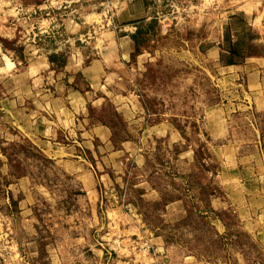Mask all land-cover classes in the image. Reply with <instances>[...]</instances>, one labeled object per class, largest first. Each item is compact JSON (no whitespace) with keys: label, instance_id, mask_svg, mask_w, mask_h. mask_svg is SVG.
<instances>
[{"label":"rangeland","instance_id":"1","mask_svg":"<svg viewBox=\"0 0 264 264\" xmlns=\"http://www.w3.org/2000/svg\"><path fill=\"white\" fill-rule=\"evenodd\" d=\"M4 3L51 5L35 14L23 10L26 22L13 20L0 29L5 54L13 58L27 57L23 43L32 36L34 18L53 26L52 38L38 43L51 53L62 46L64 53L91 51L101 32L118 30L110 0H0V6ZM147 6L149 19L136 46L143 58L111 68L105 88L86 86L77 74L59 80L39 63L27 68L37 82L31 84L32 101L27 90L19 95L25 114L47 119L56 144L81 152L76 166L91 174L98 200L90 209L79 174L52 168L28 139L10 140L3 131H13L12 121L3 123L0 264H62L63 253L47 252L45 245L74 241L76 230L103 249L96 244L97 250L78 252L81 258L73 264H139L120 252L123 244L112 248L104 239L129 225L141 235L128 238L144 244L137 249L152 258L144 264H264V0H148ZM84 18L78 33L63 24ZM224 34L251 42L250 57L225 67L215 51L207 54L209 48L219 54ZM58 83L64 90L56 89L55 96L63 94L64 101L55 98L46 115L41 91ZM139 103L147 119L142 112L131 119ZM10 118L15 119L13 113ZM103 129L112 132V143L104 141ZM100 136L101 142L95 138ZM89 142L95 153L83 149ZM105 173L109 182L100 179ZM22 174L37 183L32 224L20 220L16 203L5 202L7 183ZM29 228L35 230L32 238L24 231ZM30 239L33 249L19 255L15 242ZM48 255L56 257L47 261Z\"/></svg>","mask_w":264,"mask_h":264},{"label":"crops","instance_id":"2","mask_svg":"<svg viewBox=\"0 0 264 264\" xmlns=\"http://www.w3.org/2000/svg\"><path fill=\"white\" fill-rule=\"evenodd\" d=\"M147 1L148 0H110L112 6L115 9V21L117 23L118 30H107L101 32L99 36H97L94 41L91 42V51L87 50V52H75L73 50L71 52L64 53V46H62L63 48H55L52 53L42 50V48L38 46L39 41H41L42 38H52L50 37V34H52L53 26L47 19L39 20L38 18H34L33 21H30V27L34 31L32 32V36L29 35V37L24 40L25 42L28 41V43H23V50L27 52V57H23V55H21L19 57L15 56L13 58L9 57V55H6L5 53H7L8 50L4 48V41L0 39V126L5 122L9 123L10 121H12L13 124L12 132L10 130H6L7 132L3 131V133L5 135L7 134L8 138L13 141L19 140L20 138L28 139L32 145L40 149V151L47 159L52 161L50 164L52 168L55 166L57 169L61 170L64 173L73 172L79 174V176H81L79 179H83V182L80 181L81 187L86 193H88L90 209L96 207L98 193L91 174L88 175L86 170H81L76 166L77 161L81 160V152L75 151L76 149H74V147L71 149V146L67 144H56L54 142L55 130L52 127L51 122H48L47 119H45L44 121L35 120L33 119L34 115L32 114L26 115V109L23 108L25 107L23 104L24 100L19 95L24 90H27L30 93V96H28L30 98L29 100H31L32 94L34 92V88L31 84H33V82H37V78L35 76V73V75L29 74L27 72V68L33 65L35 66V64L37 63H39L43 67V69L41 70H48V73H50L51 75L58 74L59 76H57V78L59 80H61L60 77H70L71 79H73V77L77 74L79 77L81 76L83 78V82L86 86H88L89 84L94 85L96 90L105 88V83H103V80L104 78L112 75L111 68H115L121 63L127 64L128 62H135V60L143 58L144 56L143 50L135 52V41L133 40V36L141 30L142 26L149 19L147 18ZM46 7L51 8V5L46 3L44 6H40L37 4H28L25 6H21L20 4L16 3H14L13 5H6L4 3L3 6H0V29H6V23L13 20H16V22L18 23L20 22L21 25L22 22H26L25 20L21 21V14H25V12H28L30 10H33V13L35 14L38 9ZM23 10H25L24 13L22 12ZM99 18L101 20V17ZM16 22L15 24L17 25ZM63 24L65 25V28H70V32L78 33L81 31V28L85 26L86 20L84 18L79 23L73 22L71 20H65ZM31 48L33 49L32 51ZM214 51L218 57L217 51L213 48L207 49V54ZM146 56L149 55L146 54ZM22 61H26L23 67L21 65L19 66L20 63L22 64ZM83 61H87V64L84 66H82ZM234 66L235 65L225 67ZM35 69L37 71V68ZM55 86L56 88L51 85L50 87L44 88L41 91V97L43 99V105L45 107L46 115H48V106H53L55 98L57 99L55 102L64 101V98L62 96L63 94L55 96V92H57V90L63 92L64 89L60 87V83L55 84ZM95 100H97V98L93 99V101ZM137 106L138 114L137 116L132 115L131 119H139V114H141V112L143 113V115H140L142 119H147V116L144 112L145 110H143V106H141L140 103ZM117 107L123 108L121 106ZM116 108L114 109V111L116 114H118L116 112L118 109ZM12 113L15 119L10 118V115ZM15 128H17L18 130H16ZM103 132L105 133H103L104 141L107 144H110V142L112 143V132H110V130L104 129ZM173 135L176 136V134L174 133ZM95 138L98 141L100 140L101 142V136ZM3 139L6 140V137H4ZM125 141L127 142L128 140L126 139L122 142L125 143ZM82 145H84L83 149H85L87 153H95V147L92 142L82 143ZM77 146L80 147L78 144ZM126 148L132 149L133 146L127 144ZM118 151L119 150L115 152L113 151V149H111L112 154L115 155H119ZM121 153L122 155H124L125 150ZM1 156L2 154L0 153V172L4 165L2 164ZM2 176L4 175L0 174V184L2 182ZM100 179L103 182H109V178L106 173L100 174ZM34 182L35 181L29 174L15 176L13 175L11 181L7 183V189H5V194H9L8 196H5L6 205L9 207L10 203H16V208L19 211L17 214L20 220L30 222L31 224L34 222V220L35 222L37 220V218L30 211V207L34 203L33 192L37 190V183ZM46 189L47 188L45 186L44 190ZM85 199L87 200V198ZM86 200L85 203L87 202ZM95 218L97 219V216H95ZM24 231L28 232L26 235H29L30 238L35 236V230L32 228L24 229ZM104 235L108 237L104 238L105 240L109 239L112 242V248L118 247V243L123 244L124 248L122 250L120 249V252H122L127 257H135L139 264H144L145 262L148 263L150 260H152L150 255L147 254L146 250H140L141 248H143L144 244H138L128 238L129 236L133 237L135 235H141L138 227L129 225L126 228H123L121 230L116 229L113 233H105ZM84 236L87 237L88 235L84 234L83 231L80 232V230H76L74 234V241H71L67 244L66 242L56 244V246H53L54 244H46L45 246L47 247H45V250L47 252L57 251L63 253L61 257L62 264L76 263V261L81 258V256L78 255L77 259L76 256L78 252H86V250H90L91 248L97 250L98 248H96V244H98L102 248V244L100 243H96L93 245L89 244V240H91L92 238L84 239ZM91 237H93V235ZM93 240L95 239L93 238ZM33 243L34 241L32 239H30L29 243H20L21 245H19L18 242H15L14 248L18 253L21 252V250L30 251L34 247ZM88 245L90 247H87ZM137 247H139L140 249H137ZM157 251H159V249H157ZM65 253H76V255L75 257L66 256ZM50 257L56 256L48 255L47 261H51ZM178 264L188 263L180 262Z\"/></svg>","mask_w":264,"mask_h":264},{"label":"trees","instance_id":"3","mask_svg":"<svg viewBox=\"0 0 264 264\" xmlns=\"http://www.w3.org/2000/svg\"><path fill=\"white\" fill-rule=\"evenodd\" d=\"M139 34L140 31L133 36V40L135 41V52ZM225 42L226 45L224 44L225 46L223 45L222 47H220V51L218 54V62L221 66L237 65L240 64L245 58L250 57L251 54H249L247 51L250 48L251 42L249 45H247L246 42L240 39L232 41L229 37H227L226 34H224L222 43Z\"/></svg>","mask_w":264,"mask_h":264}]
</instances>
